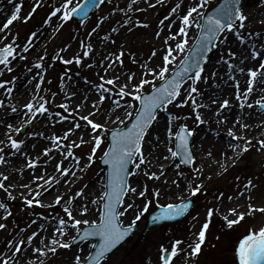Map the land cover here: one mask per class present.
Returning <instances> with one entry per match:
<instances>
[{"label":"snow or ice","instance_id":"1","mask_svg":"<svg viewBox=\"0 0 264 264\" xmlns=\"http://www.w3.org/2000/svg\"><path fill=\"white\" fill-rule=\"evenodd\" d=\"M24 0H8V3L12 5L10 14L5 17V22L0 24V33H4L9 29V26L14 21L27 22L32 19L33 14L39 7L42 6V0H34V5L31 7L27 15H21L22 6ZM105 3V0H84L83 3H79L78 0H62L59 6L49 9V14L46 19L43 20V24L51 25L53 18L59 21L58 27L54 28V31L59 32L64 25L70 21L74 14L82 17H87L90 9L97 7L98 4ZM148 8H155L157 5H163L165 0H145ZM260 6L264 7V0H259ZM136 4V0H131L128 4L129 11L133 10V5ZM135 11H145L136 7ZM120 11H124L121 9ZM250 13H246L243 7V0H218L216 5L211 6L210 0H179L174 6L171 7L170 12L163 20L160 21V29L155 33L159 38L164 31V27L168 29V35L163 38L162 52L160 55V63L153 66L150 63H144L136 60L134 53H129V57L134 63L139 65L140 74L137 77L135 72H118L117 67L123 66L124 60L122 57L126 55L123 46L117 52H110L102 58L98 67L102 68L104 75L97 74L100 83L94 85L95 91L99 93L97 100L91 101V111L86 114H81V104H77L75 108H70L68 103L60 105L65 112L70 113L66 116L61 113H56L59 117V121L70 120V127L64 132L63 136L52 134L48 137L51 141V147H46L43 150V154L48 156L53 150H56L61 159L56 162L54 166V173L58 175H41L34 176L32 184H35V188L41 189L36 191L30 184L21 185L28 192L27 195L22 194V198L26 205L31 207L34 204L40 207H44V203L39 197L47 192L49 187L53 185H59L61 180L58 177L65 178V182L71 183L73 181H67V177H77V172L73 169H78L81 173L85 169L91 168L96 161L97 152L100 150L102 155L99 159L107 166L106 173L104 175V181L100 194L95 198L81 203L77 209L72 207V202L77 197L84 199L86 187L80 188L75 192L63 208V212L66 218L56 217L57 224L52 228L50 239L45 237L39 239V245L32 247L37 237L41 236V233L45 231L44 226L40 225L39 230H33L26 238L13 239L6 242L8 253H0V264H20L17 254L20 257L25 256L24 246L27 245L31 248L32 252L37 254V260L39 264H44L43 260H40V256H47L49 253L55 255L59 249H70L75 242L79 240L86 244V249L81 248L74 254L73 260L70 264H111L110 254L113 249L117 247L124 239L133 231L136 221L141 219L144 212L149 210L150 205H155L159 208V212L153 216L154 221L174 220L186 213H188L193 201L189 197H195L198 193L204 192L205 186L201 181L200 183H193L189 181L187 188L189 189L188 196L178 197L177 200H170L166 203H160V197L162 195L161 187H156L149 190L147 185L140 184L139 186H133L129 182V177L139 175L141 172L149 179L160 181L162 178L163 183H168V178L165 174V164H159L157 171H151L152 160H159L161 157H156L151 151L147 154L144 151V146L147 143L146 136L149 134V130L153 127L154 123L158 122V118L161 112L167 114L165 121V139L160 140L159 136H156V143H163L167 151V155H163L162 159L169 162H175L174 167L178 171L177 176H182L183 172L179 171L182 165L193 166L192 170L197 176L203 175V165L194 167L196 163V156L194 154L195 145L191 143V139L196 132L195 127H189L187 123L180 124L178 130H174L173 122L180 119L179 116H174L170 110L169 105H174L176 108H183L189 106L191 113L193 114L194 121L197 126L206 123V119L202 116L200 109L208 108L210 105H216L214 115L218 118L217 123L224 124L227 122L228 117L223 116L219 119L223 111L231 108V103L228 98L222 100L210 98V104L198 103V98L203 97V93L198 87L199 82L207 81L208 77L202 75L205 72V65L209 60V53L220 44H226L228 42L229 34H231L239 44H245L248 37L255 35L257 37H264V33L255 32L249 33L248 36L244 34L246 29V22L250 21ZM170 17H175L170 19ZM169 21L165 25V21ZM178 20V24H177ZM102 22V21H101ZM132 23V27L140 26L147 28L149 25L141 20L131 21V18L123 21L124 25ZM264 23V20L261 21ZM176 25V30L173 31V26ZM94 27L88 35L91 36L99 28ZM132 27L127 30L132 31ZM195 29L196 35L190 37V30ZM112 32H118L119 29L112 28ZM37 36V32H32L27 43L23 46V52L27 53L29 47L33 46L31 38ZM7 35L0 37V40L6 39ZM111 39L109 35L102 37V40ZM112 43H116L113 39ZM80 46L84 48L82 56L73 55L72 58L64 59L65 64L71 65L73 62L79 65L82 62V57H88L92 51V44H85L80 41ZM69 46L62 47L61 52L67 51ZM264 43H261L258 49L255 44L247 45L243 52L238 53L231 47L227 48V55H221L218 63H223L227 66L229 72V79L235 84L234 95L238 102V107L252 109L257 106L261 111H264ZM246 53V55H245ZM158 50L153 48L149 61H152L157 57ZM244 56V59L240 60V64H244L245 60H252L256 63L253 66L238 67L234 65L232 60L237 56ZM47 52L41 55L35 68L41 71L36 72L33 76V80H37L35 84V95L23 104V112L25 119L20 126L14 127L12 124H7V130L9 132L20 133L21 128L25 125H30L38 115L43 116L49 112V108L46 105L49 101L43 96L39 95L41 91V84L45 80L43 73L47 71L44 67L43 61ZM25 59L17 51L16 37H13L12 41L4 43L0 47V76H3L4 70L12 72L13 69L10 66L12 62L17 58ZM93 65H88L92 67ZM32 69H29L31 71ZM109 70L115 72V75L109 76ZM238 71L241 74H245L247 79L245 87L241 89L240 80L231 73ZM218 72L213 71L212 77H217ZM67 76V73H65ZM150 77V78H149ZM38 78V79H37ZM61 85H63L64 77H61ZM190 81V83H189ZM87 83V78H85ZM50 83V81H49ZM13 80H0V89H3L7 96L11 97L13 94ZM187 85V87H185ZM111 86V87H108ZM147 86V88H146ZM259 87L261 95L254 102L250 103L249 99ZM63 91V87L61 88ZM69 96H75L76 93H67ZM55 96V93H53ZM126 97L130 99H125ZM110 100V106L108 109L102 111V106L105 100ZM88 97H84V101H87ZM83 103V101H82ZM0 108H10L12 113H17L18 109L15 105L6 104L3 99H0ZM115 109H121L123 116L116 115L115 119L109 113ZM187 119V117H185ZM81 121L84 123L81 124ZM109 122L114 125L109 127ZM3 123V121H0ZM235 125H239L241 129L249 130L250 126L247 123H242L241 118L237 117L234 120L233 127L227 129V136L233 141H242V143L229 144L230 149H239L235 155L231 158L233 165L237 162L240 154L247 152L252 147V139L246 135H239L234 131ZM258 127H264L262 122ZM83 130L77 140H70V136L74 133V130ZM88 135V139H84V135ZM43 135V133H40ZM8 147L13 150L9 154L16 155L17 153H23V147L25 140L13 138L12 135L7 136ZM67 141V143H65ZM3 141H0L2 144ZM90 145L86 157L83 159L86 161L81 164L82 157L77 155L74 149L80 148L82 145ZM259 150L264 151V138L257 141ZM106 145V148L102 147ZM174 145V146H173ZM151 147V145H149ZM5 149L0 147V165H6L9 161L5 158ZM26 155V153H24ZM209 157L212 156V152H208ZM226 156L227 153H224ZM71 158L73 164L72 167H67L65 161ZM178 161V162H176ZM38 160L28 157L26 167L35 168ZM132 166L130 168L129 166ZM147 165L148 167H142ZM223 171H227L224 165H221ZM211 179V177H208ZM10 179L9 175L3 171H0V189H3L8 193L9 197L12 196L9 192V185H6V181ZM240 180V177H236ZM42 183H37V182ZM177 188L180 186L178 180L173 179L171 181ZM243 190L237 189V195L242 199H245L243 204L232 206L228 209L231 216L224 215L223 222L228 229H235L245 222L246 217H251L253 220L259 219L258 224L250 225L245 228V232L242 234L238 241L237 246L234 249L235 264H264V192L259 197L252 195L253 191L259 188V185L254 183L252 178H248L242 185ZM136 196L145 198L142 207L137 210V206L133 202H126L125 198ZM147 197H152L148 199ZM14 199V197H12ZM225 198V193L220 192L216 199L222 200ZM229 201L234 200L233 196L226 197ZM259 200L261 203H257ZM64 201V197L57 194L54 197V204L59 205ZM178 201V202H177ZM97 205L96 218L80 219L77 215L84 217L89 213L88 204ZM49 207L52 204L48 205ZM0 208H4L7 211L5 204L0 203ZM129 210H132L134 217L131 223L125 225L121 220V217L125 215ZM74 211L76 214H74ZM214 211L218 209L208 208L206 211V219L203 221L200 229L192 234L193 241L187 243L186 247H180L185 243L182 239H174L169 246L161 244L159 247V261L160 264H173V258H179V264H196V258L203 252V245L206 241V233L212 222ZM257 213L260 217H257ZM8 215H11L9 212ZM193 220H197V216L193 217ZM199 222V221H197ZM36 221H32L35 224ZM5 223H0V229H6ZM71 229L75 234L70 235L68 240L63 239L69 235L68 230ZM90 238H98L97 243H89ZM47 241V242H46ZM26 264H36L35 261L26 262Z\"/></svg>","mask_w":264,"mask_h":264},{"label":"rangeland","instance_id":"2","mask_svg":"<svg viewBox=\"0 0 264 264\" xmlns=\"http://www.w3.org/2000/svg\"><path fill=\"white\" fill-rule=\"evenodd\" d=\"M80 0H78L79 2ZM131 0H125L123 3L121 0H107V3L104 4V6L98 10L93 17H91L88 21L79 23L75 22L72 19L68 21L62 29H60L59 32L55 31V36L53 40L49 39L44 41V44L41 47V50L36 56H31L29 54V51L27 53L23 52V46L25 43L28 42L31 33L37 32L39 29L45 27V24H43V20L46 19L47 15L49 14V9H52L56 6H59V4L62 2V0H42V6L37 9V11L33 14L32 19H30L27 22L22 21H15L11 27H9L10 31L7 35L6 39L0 40V47L3 46L4 43H8L12 41L13 37H16V44H17V51L25 57V59H20L19 56L12 62L10 65L13 69L12 72H8L4 70L3 76H0V80H13V84L10 85L13 87V91L15 89L16 82L20 79L22 80L24 77H27L31 75L33 72L41 71L40 69H37L34 67L36 64L38 58L41 55H44V52H47V55L44 58L43 64L44 67L47 69V71L44 74L45 80L41 84V91L39 95H43L49 103L46 105V107L49 108V112L46 113L43 116L37 117L30 125H25V127L21 128L20 133H14L10 132V135L13 136V138L16 139H22L26 142L29 141L32 138H35L37 136H40V133H43L44 136V126H38L37 124L41 121V119H48L51 118L50 123L54 120H56L59 131H66L67 127L70 126L71 121H59V117L56 116V113H61L63 115H70V113L65 112L63 108L60 107L63 103H68L70 106V103L68 102V97L65 96V93L63 94L65 90V84L68 82L69 79H77L82 83L83 86H89L90 88L94 87L95 84L100 83L98 73L100 75H104V73H100L98 70L100 67L99 65L100 61L104 56H106L110 52H117L120 50V47L123 46V49L126 53L122 59L124 60L123 66H118L119 72H135L137 73V77H139L140 69L139 65L137 63L133 64L132 59L129 57V53H134L135 56H137L139 59L138 61L149 63L148 57L151 54V49L149 47L142 46V42L137 45L136 39L132 38L130 36L128 39L124 37V34L120 32V30L124 29L126 30L125 34L128 32V28L132 27V25H124L123 21L125 19L131 18L132 22H135L136 20H141L144 23H149L150 28L147 29L148 33L151 34V41H156L155 33L160 29V21L165 18L170 12V9L172 6H174L176 3L179 2V0H165V3L163 5H157L155 8H148V12L143 14H135L133 12L132 15H129L127 13V4ZM145 0H138L140 4ZM18 2V0H16ZM259 2V0H258ZM9 4L8 0H0V4ZM218 3V0H210V8L213 5H216ZM34 5V0H24L21 15H27V13L30 11L31 7ZM259 8L256 11V21H254L252 24H248L246 22V29L242 30L244 31V34L248 36L249 33H255V32H262L264 33V23H261L262 20H264V7H261L260 4L258 5ZM246 8V6H245ZM244 8V9H245ZM121 9H124V11H120ZM143 15H145L143 17ZM116 16V17H115ZM102 21V22H101ZM100 24L99 28L95 33H92L91 36L88 34L91 33L92 29L94 27H97V24ZM132 24V23H131ZM59 24L56 25L58 27ZM166 25V21H165ZM139 26L132 27V30L136 29ZM112 28L119 29L118 32H112ZM144 28V27H142ZM8 29V30H9ZM38 33V32H37ZM109 35L111 39L109 40H102V37L105 35ZM195 34V33H194ZM194 37V36H193ZM229 38H234L231 34H229ZM228 38V39H229ZM32 39V38H31ZM115 40L116 43H112L111 40ZM235 42L239 48L243 46L244 44H239L238 41L234 38ZM80 41H83L85 44L91 43L93 49L95 52L91 55L92 51L90 52V55L87 57H82L81 64L77 65L75 62L73 64L68 65L63 62L60 57H63L64 59L72 58L73 55H80L82 56V53L84 51V48L80 46ZM36 42V41H35ZM162 42V41H159ZM261 43H264V37H257L255 35H251L248 37V40L246 44L251 45L255 44L256 47L259 49ZM104 45L109 46V51L107 53H103L101 50ZM69 46L67 48V51L61 52L60 49L62 47ZM220 47V43H219ZM218 47V48H219ZM99 50V51H98ZM264 51V49H261ZM215 56V55H214ZM213 59V58H212ZM93 65L92 67H88V65ZM234 64V63H233ZM211 65V62L209 64V67ZM227 67L226 65H224ZM209 67L206 69V71L202 74L208 77L207 81H201L198 84V87L200 88L201 92L204 94L206 85H208L209 76H211V71H209ZM3 69V66L0 68ZM29 69H32L29 71ZM112 70H109L108 75H110V72ZM113 72V71H112ZM65 73H67V76H65ZM237 73L234 72V75ZM61 77H64L63 85H61ZM85 78H87V83L85 82ZM150 78V77H149ZM38 79V78H37ZM50 81V83H49ZM190 83V82H189ZM63 87V91L61 88ZM111 87V86H108ZM187 87V86H186ZM215 87V84L213 85ZM147 88V86H146ZM242 89V88H241ZM235 90V88H234ZM233 90V93H234ZM53 93H55V96H53ZM95 96H98L99 93H97L94 89ZM232 93V95H233ZM0 99H3L6 104H12V96H7L6 93H4L3 89H0ZM125 99H130L126 97ZM235 99V95H234ZM255 99H252V102H254ZM236 101V99H235ZM27 102V101H25ZM110 101L108 104H104L102 106V111L107 109V107L110 106ZM22 104H19V106ZM236 110L238 111V117L241 118V122L243 120L248 119L249 113L254 112L256 115H259L261 117V120H259V125L264 122V113L254 105L252 109H249L247 107L240 108L238 107V102L236 101ZM76 104L73 106H70V108H75ZM6 112L5 115L12 114L10 108L4 109L1 108ZM169 110L174 116H179L180 119L175 120L173 122V128L174 130H178V127L180 124L187 123L189 127H195L196 123L193 118V114L191 113V109L189 106H184L183 108H176L174 105H169ZM26 111V110H25ZM122 111V110H121ZM81 114L83 113L82 108L80 109ZM123 114V113H122ZM4 115V116H5ZM116 114H112V118L115 119ZM123 116V115H122ZM163 118H167L166 113H162L160 115ZM1 117V116H0ZM48 117V118H47ZM187 117V119H185ZM4 119V118H3ZM3 119H0L2 121ZM4 121V120H3ZM50 123L48 122L47 126L50 127ZM255 123V121H253ZM21 124V123H20ZM17 125V126H20ZM82 124V121H81ZM3 125V123H0V126ZM257 125V126H259ZM27 126H29L27 128ZM111 122H109V127H113ZM5 130H7L6 125H4ZM26 128L25 135H22L21 132L23 129ZM238 128H241L238 125ZM257 131L259 132V135H256L253 137L248 136L252 139V147L249 151L243 152L242 157L238 160L237 164L232 166L230 164L229 166L226 165L227 171H223L222 168H220L217 172H214L211 174V176L205 175L203 173L202 176H197L195 172H193L192 168H185L181 166V169L179 171L183 172L182 176H177L176 172L178 171L174 167L175 162H171L170 166L173 168V174L176 177L178 181L185 179V185H186V194L185 196L189 195V189L187 188V185L189 181H192L193 183H200L201 181L204 183L205 191L202 193H198L195 197H193L195 201V206L193 210L190 212V214L186 217V219L178 224L175 225H169V226H163L158 229H154L151 232H149L146 237L143 239V241L134 249L131 250L132 244L136 241L137 238L141 235L142 231L145 228V221H143V215L141 216V219L137 222L139 223V229L137 233L131 238L129 242H127L125 245H123L117 252H115L112 256H110L111 264H160L159 261V247L161 244H164L166 247L170 245L171 241L174 239H182L185 241L184 244H182L180 247H186L187 243L193 241L192 234L194 232H197L203 221L206 219V211L208 208L218 209V211H214V216L212 218V222L210 224V227L206 233V241L203 245V252L202 254L196 258V264H235L234 260V249L238 244L239 239L241 238L242 234L245 232V228L250 225L258 224L259 219L253 220L251 217H246V220L244 223H242L240 226H237L234 230L228 229L226 225L223 222V216L224 211L221 209V206H227L230 204V202L226 197L227 196H236L237 189L243 190V183L246 182L248 178H252V173H257L259 170V167L264 165V151L259 150V146L257 144V141L261 138H264V127H257ZM9 132V131H8ZM154 132L155 127L153 126L149 130V134L146 136V141L151 142L154 138ZM39 133V134H38ZM59 134V133H58ZM57 134V135H58ZM9 134H7L8 136ZM243 135V133H241ZM7 136L4 138H0V141H3L2 144H0V147H3L5 149V158L6 159H14L16 156L21 155L23 157L25 152L16 155H10L9 153L13 150H11L8 147V141ZM40 136V137H41ZM70 140H77V139H71ZM195 138L192 137V144L194 143ZM67 143V141L65 142ZM174 146V145H173ZM102 147L106 148V145H102ZM45 148L41 147L39 148V152H41V157H43L44 161H50L54 157V153H50L48 156H45L43 154V150ZM90 150V145L85 144L82 145L78 149H74L77 155L82 157V161L86 162L83 157H86L88 151ZM102 155V152L98 150L97 152V158L95 163L91 168H87L84 170L83 173H79L76 178H73L71 176H68L67 178L69 181H73L71 183V186H69V183L65 182V178L59 177L61 180V183L63 185L62 191L56 192L54 196L50 199V201L42 200L41 197L39 199L42 200L44 203V207H40L38 205H33L31 207L27 206L25 201L18 198H12L14 195L12 194L13 191H11L13 188L9 190L11 192L12 196L9 197L8 193H6L3 189H0V203H3L7 207V211L4 208H0L1 217H0V223H5L7 225L6 229H0V253H8V249L6 247V242L13 239H21L26 238L27 235H30L31 232L34 230V228L37 226L39 230L38 223H41L45 227L46 222L43 221L48 218L55 219L56 217H62L66 218L63 208L65 206V203L74 196L75 192L78 191L80 188L87 186L90 182H93L99 178L103 179L104 181V175L105 171L104 168L100 166V159L99 157ZM263 161L257 160V157H261ZM60 160V159H59ZM58 162L57 160H54L51 172L47 175H58L54 173L53 169L54 166ZM178 162V161H176ZM72 160L69 158L67 161H65V165L67 167H72ZM39 165V164H37ZM194 167H199L197 163H195ZM208 177H211L209 179ZM236 177H240V180H237ZM131 179L134 180V176L131 177ZM138 184L141 183L144 185H147L149 190H152L156 187H161L162 194L165 192L171 193V200H177L178 197H182L184 195H179L176 193V191L179 189L175 185L171 183L172 180L170 179L167 184L165 183H158L155 180H149L143 172H141L139 175H137ZM39 183V181L37 182ZM60 183V184H61ZM57 185H53L52 187H49V192L53 187H56ZM13 187V186H12ZM86 187V189H87ZM220 192L225 193V198L222 200L216 199L218 194ZM45 194V192L43 193ZM61 195L64 197V201L56 205L54 204V197L55 195ZM96 198V197H95ZM94 197H89L86 190L84 194V199L82 200L80 197H77L72 202V207L74 209H77L80 204L76 206V201H79V203L86 202L91 199H95ZM148 199H152V197H147ZM246 199V198H245ZM145 198L136 196L135 198H132L131 196L126 198V202H133L137 206V210L142 207L144 203ZM178 202V201H177ZM160 203H166L163 201H160ZM258 203V202H257ZM52 204L51 207L48 205ZM76 206V207H75ZM88 207H91V211L85 215L84 217H80L77 215V218L80 219H87V218H96V209L97 205L88 204ZM154 208H157L154 204L149 206L148 211H152ZM11 213V215H8V213ZM95 213V215H94ZM74 214L75 211H74ZM257 217H260V214H256ZM197 216V220H193V217ZM231 216V215H229ZM134 217V213L132 210H129L125 215L121 217V220L125 225L131 223L132 219ZM32 221H36L35 224H32ZM199 221V222H197ZM32 229V230H30ZM50 233V231L48 230ZM69 235L65 236L63 239L68 240L70 238V235L75 234L71 229L68 231ZM85 248L86 244L79 245L74 248L70 249H59L55 255L49 253L47 256H42L40 260H43L44 264H70V262L74 258V254L79 251V249ZM26 252V245L24 246V253ZM11 255V253H8ZM17 258L21 262L23 261V257H20L19 254H17ZM39 264V262L37 263ZM173 264H179V258L175 260Z\"/></svg>","mask_w":264,"mask_h":264},{"label":"bare ground","instance_id":"3","mask_svg":"<svg viewBox=\"0 0 264 264\" xmlns=\"http://www.w3.org/2000/svg\"><path fill=\"white\" fill-rule=\"evenodd\" d=\"M121 1L123 3L125 2V0H121ZM137 1L138 0H136V4L133 5V10L131 11H129L128 9V4H130L131 1H129L127 4L125 3V5H127L126 7L127 13L129 15H132L133 12H135V14H139V13L143 14L144 11H135L134 9L136 7H139L141 9H146L145 13L148 12L147 4L144 3V1L142 2L144 4H140ZM244 1L245 2L243 3V7L245 8L246 6V8L244 9L245 12L251 14L250 21L248 22V24L249 23L252 24L254 21H256L257 16L255 13L258 10L257 8H259L258 5L260 3L258 2V0H244ZM152 2L154 3V0H152ZM11 8H12L11 4L0 5V24L5 22V17L10 14ZM144 16L145 15H143V17ZM172 18H175V17H170V19ZM168 22L169 21L166 20V25ZM57 24H59V21L56 20V18H53V22L51 25H45V27L37 31L38 32L37 36L34 37V41H33V43H35V41L36 43L34 44L33 47H31V50L29 52L31 56H36L39 53L42 45L44 44V41L49 40V39L53 40L55 36L54 28H56ZM147 24L149 25V23ZM177 24H178V20H177ZM12 25H10L9 27H11ZM130 25L132 24L130 23ZM149 28H150V25L147 28H142L139 26L136 29L132 30L131 32L128 31L126 34H125L126 30L124 29L120 30V32L124 34V37H126V39H128L130 36H132V38H135L137 45L142 42V46L149 47L151 50H153V48L157 49L158 50L157 57H155L152 61H149L150 64L155 66L156 64L160 63V55L162 52L163 38L164 36L168 35V29L167 27H164V31L162 32L161 36L157 38L156 35H154L153 37H155L156 41H151L150 40L152 39L151 34L148 33L147 31V29ZM175 30H176V25L173 26V31ZM9 31L10 29L6 30L4 33H0V37L5 36L6 34L9 33ZM193 32H194V29L190 30L189 32L190 37H193L194 35ZM159 41H162V42H159ZM234 42H235L234 38H229L226 44H220V47L218 48V51L213 57V59L211 60V65L209 67V71H211V73L213 71H217L218 75L217 77L209 76V81H208L209 83L208 85H206L207 87L205 89V93L203 94L202 98H198V103H203V104H210V98H215V99H220V100L224 98H228L232 105L231 108L227 109L226 111H223L222 116L219 118V119H222L223 116L228 117L227 122L224 124L217 123L218 118L214 115V110L216 108V105H210L208 108L200 109L202 116L206 119V123L199 125V126L196 125V132L194 134L195 141L193 145H195L194 154L196 156V163L198 166L203 165V173H205V175L207 174V176L208 175L211 176L212 173L217 172L221 168V165L229 166L230 164H232L231 158L235 155L236 152H239V149H235V150L230 149L228 145L233 144V143H242V141H233L230 137L227 136V129L229 127H233L234 120L238 117V111L236 110L237 105H236V101L234 99V93H233L235 84L232 80L229 79L230 74L228 72L227 67L224 66L225 64L218 63L219 57L222 54L225 56L227 55V48L231 47L234 51L241 53L243 52L245 47L248 45V44L246 45L244 44L243 46H241V48H239V46ZM101 51L103 53H107L109 51V46L104 45ZM93 52H95L94 49L92 53ZM135 58L136 60L139 59L137 56H135ZM241 59H244V56H241L238 54V56L234 58L232 62L234 63V65H237L238 67H245L246 70H247V67L253 66L256 63L255 61H252V60H245L244 64H240L239 62ZM131 61L133 64H135L133 60ZM98 71L101 74L104 73L102 68H100ZM117 71L119 72L118 68H117ZM235 72L237 73L235 76L237 77V79L240 80L241 88L243 89L245 87L247 77L245 74H241L238 71H235ZM35 74L36 72H33L31 75L24 77L22 80L20 79L19 81L16 82L15 89L13 91L11 100H12V105H15L18 109L17 113H12V114L10 113L9 115H5L6 112L0 108V116H1L0 119L4 118L3 119L4 121L2 120L3 125L0 126V138L1 137L4 138L5 136H7V134L10 135V132L5 130L4 125L12 124L14 127H16L17 125L22 123V121L25 119V117L23 116L24 111L22 108H23V104L27 103L28 100H30L31 97L36 94L35 84L37 80H33V76H35ZM115 74H116L115 72H112V71L110 72L111 76ZM231 74L234 75V72ZM214 84H215V87H213ZM94 89H95L94 87L90 88L88 85L85 87L77 79L71 78L65 84V90L63 94L65 93V96L68 97L67 100L70 103V106L74 107V104L76 105L81 104V108L83 111L82 114H86L88 111L92 110L91 101L97 100L99 96V95L95 96ZM72 92H75L76 95L75 96L67 95V93H72ZM260 95H261L260 89L259 87H257L256 91L250 97L249 102H251L252 99H258ZM84 97H88V100L84 101ZM109 101L110 100L106 99L104 104H108ZM19 104H22V105L19 106ZM108 108L109 107H107V109ZM114 113L116 115H121V116L123 115L122 114L123 112L121 111V109H115L114 111H111L109 114L112 115ZM166 119L167 118H163V117L158 118V122L155 123V132L153 135L154 138L153 140H151V142H147L145 144L144 151L146 154L149 151H151L154 156L161 157V159L159 160H156V159L152 160V165H151L150 170L157 171L159 168V164L161 163L165 164L166 165L165 174L169 181L170 179L172 180V178L176 179V177L173 174V168L170 167L172 166L170 165L171 162L165 161L162 159V156L167 155L168 153L163 143L155 142L156 136H159L161 141L165 139ZM259 120H261V117L259 115H256L254 112H250L248 119L243 120L242 122V123H247L250 126L249 130L241 129V132H240L238 125H235L234 131H236L239 135L243 133V135L251 136V137L259 135V132L257 131V127H258L257 125H259L258 124ZM253 121H255V123H253ZM48 122L50 123V120L44 118V119H41V121L37 124L38 126L45 127L44 129L45 135L44 136L40 135L41 137L37 136L33 140L28 141L26 145L22 146L23 152L26 153L24 157H21V155H18L14 159H8L9 161L8 164L0 165V171L5 172L10 177V179L6 181L5 183L6 185L11 186L9 187L8 190L13 188L11 191H13L12 194L14 195L13 196L14 198H18L22 200L23 199L22 194L24 195L28 194L27 190L21 186L23 184H30L36 191H41V189L35 188V184H32L33 177L50 173L54 160L59 161V159L62 158L61 155L56 150H53L51 152V153H54L55 155L53 159H51L50 161H44L45 159L40 156L42 151L39 152V148L41 147L46 148V147L52 146L51 141L50 139H48V137H51L53 133H55L56 135L59 133L58 135L63 136L65 132V130L59 131L56 120L50 123V127L47 126ZM83 123L84 122L82 121V124ZM65 129H68V127ZM82 131H83L82 129L74 130V133L71 135V139H77L81 135ZM84 139L85 140L88 139L87 134L84 135ZM149 145H151V147H149ZM208 152H212L211 157L207 155ZM224 153H227V155L225 156ZM28 157L38 160L37 164L39 165L31 169L26 167ZM241 157H242V154H240L239 159ZM257 160L263 161L262 156L257 157ZM237 162L235 163V165L237 164ZM83 163L81 164L83 165ZM232 166L234 165L232 164ZM142 167L147 168L148 166L145 165ZM73 170L77 172V175L80 173L78 169H73ZM251 176H252L254 183L259 185V188L253 191L252 195L254 197H259L260 194L264 192V165L260 166L258 172L252 173ZM163 179L164 178H162L160 181H157L156 184L157 185L158 183L162 184ZM67 181H69L68 178H67ZM178 182L180 186H179V189L176 191V193H178L179 195L185 196L186 195L184 194L186 193L185 179L180 180ZM39 183H42V182H39ZM102 183H103V179L101 178L93 182H90L86 189L88 196L94 197V198L97 197L100 194ZM130 183L133 186H139L137 175L135 176L134 180L130 179ZM62 189H63V185L61 183L58 186L53 187V189H51L49 192H45V194L42 195L41 199L49 202L50 199L54 196V194H56V192H60V190L62 191ZM172 193L174 192L173 191H171V193L165 192L164 194L161 195L160 201H163V202L170 201ZM76 202H77L76 206L78 204H81L79 203V201H76ZM244 202H245V199H242L240 196L236 195L234 196L233 202H230V204L227 206L225 205L221 206V209L224 211L225 215H231L228 209L232 206L243 204ZM256 202L261 203V201L259 200H257ZM88 208L90 212L91 207H88ZM0 217H1V212H0ZM43 221L46 222L45 227H44L45 231L41 233L40 237L36 238L32 247L42 246V245H39V239L41 238L47 237L50 239L52 228L55 227L57 224L56 219H53V218H48ZM41 224L42 222L38 223L37 225L40 226ZM34 230H38L37 226L34 228ZM48 230L50 231V233L48 232ZM25 254L26 255L24 256L21 264H26V262H30V261H35L36 264L39 262V260H37V254L33 253L31 248L28 247L27 245H26ZM41 257L42 256H40L39 259H41Z\"/></svg>","mask_w":264,"mask_h":264},{"label":"water","instance_id":"4","mask_svg":"<svg viewBox=\"0 0 264 264\" xmlns=\"http://www.w3.org/2000/svg\"><path fill=\"white\" fill-rule=\"evenodd\" d=\"M179 218H180V217H179ZM177 219H178V218H177ZM174 220H175V219H174ZM147 221H148V226H147L145 232H147L150 228L159 225L158 222H155V224H153V223H152V218L147 217ZM153 221H154V220H153ZM160 223H161V222H160Z\"/></svg>","mask_w":264,"mask_h":264}]
</instances>
